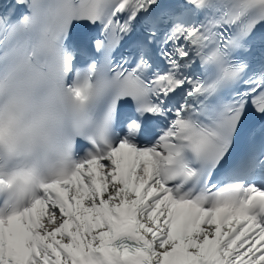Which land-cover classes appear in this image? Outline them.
Returning a JSON list of instances; mask_svg holds the SVG:
<instances>
[{"label":"snow or ice","instance_id":"obj_1","mask_svg":"<svg viewBox=\"0 0 264 264\" xmlns=\"http://www.w3.org/2000/svg\"><path fill=\"white\" fill-rule=\"evenodd\" d=\"M17 4L0 17V146H68L69 115L98 139L22 206L0 203V264H264V0ZM73 20L100 26L83 69ZM145 117L166 123L139 143Z\"/></svg>","mask_w":264,"mask_h":264},{"label":"clouds","instance_id":"obj_2","mask_svg":"<svg viewBox=\"0 0 264 264\" xmlns=\"http://www.w3.org/2000/svg\"><path fill=\"white\" fill-rule=\"evenodd\" d=\"M65 133L71 138L70 145L66 146L60 137L53 144L30 154L23 151L10 154L6 147L0 146V200L9 206H22L39 190L41 182L72 166L77 137L90 143L89 138L95 137L92 128L83 134L77 133L70 115L66 120Z\"/></svg>","mask_w":264,"mask_h":264}]
</instances>
